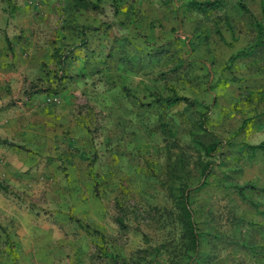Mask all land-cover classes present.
Returning <instances> with one entry per match:
<instances>
[{"label": "rangeland", "instance_id": "obj_1", "mask_svg": "<svg viewBox=\"0 0 264 264\" xmlns=\"http://www.w3.org/2000/svg\"><path fill=\"white\" fill-rule=\"evenodd\" d=\"M194 1L0 0V59L58 112L22 190L0 183V264H264V47L227 66L264 0Z\"/></svg>", "mask_w": 264, "mask_h": 264}, {"label": "crops", "instance_id": "obj_2", "mask_svg": "<svg viewBox=\"0 0 264 264\" xmlns=\"http://www.w3.org/2000/svg\"><path fill=\"white\" fill-rule=\"evenodd\" d=\"M29 65L22 64V68L14 72L0 59V183L8 184L14 192L22 190V178L28 170L35 169L39 161L37 155H25V150L39 146L41 141H51L50 132L58 121L56 109L39 106L43 95L27 89L25 78L30 75L29 82L33 76ZM9 81L13 86V82H17L18 88L6 95L4 86ZM12 97L19 99L16 105H10Z\"/></svg>", "mask_w": 264, "mask_h": 264}, {"label": "trees", "instance_id": "obj_3", "mask_svg": "<svg viewBox=\"0 0 264 264\" xmlns=\"http://www.w3.org/2000/svg\"><path fill=\"white\" fill-rule=\"evenodd\" d=\"M215 2H216V0H204V1H198V2L194 1V2H192V4H197L199 6L214 7V6H216ZM239 7L248 13V15L251 19L252 25L255 28L256 36H255L254 42L251 43L249 46H247V47L243 48L242 50L237 51L234 54L229 56V58L227 60V66H229V64H231L238 57L249 55L251 52L254 51V49L256 47H258V46L264 47V38H263V34H264V5L261 6L262 16L260 18H257L253 14L252 10L247 5L240 2ZM67 25H69V23H67ZM93 28L94 27H90V29H93ZM84 43H85V41L81 42V44H83V46L85 45ZM66 57H69V56L67 55ZM175 100L176 101L177 100H184L185 101V100H187V98L186 97H176ZM186 105H191V103L190 102L186 103ZM208 110H209V106L206 107L205 111L201 112L200 119L197 121V124L199 125L200 128H203V129L205 128V118H206V115L208 114ZM247 120L248 119H245L242 122L241 126H243ZM218 147H222V141H214V142H210L206 145H203L204 152L207 155H212L213 153H215L217 151ZM250 148L251 149L259 148V149L264 150V142H261L258 145H254V146L250 145ZM210 165H211L210 163H206L203 166V169H202L203 180L209 175ZM201 183L203 184L204 181H202ZM247 187H252V186L249 184H245L243 186H237L236 189H237V192L239 193L241 199L244 202H248L254 206L255 205L254 202L243 193V189L247 188ZM1 188L4 189L5 187L3 186ZM186 190L187 189H185V188L183 189V195L181 197V206H182L181 208L183 209L184 216H185L186 232L189 233V236H190V245L195 250L197 248V244L199 241V235L200 234L197 231L195 222H194L193 217H192V212H191V209L189 207V201H188V192Z\"/></svg>", "mask_w": 264, "mask_h": 264}, {"label": "built area", "instance_id": "obj_4", "mask_svg": "<svg viewBox=\"0 0 264 264\" xmlns=\"http://www.w3.org/2000/svg\"><path fill=\"white\" fill-rule=\"evenodd\" d=\"M57 101V98L56 97H47L46 98V102H50V103H53V102H56Z\"/></svg>", "mask_w": 264, "mask_h": 264}]
</instances>
